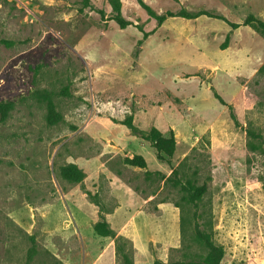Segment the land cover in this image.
Masks as SVG:
<instances>
[{
    "label": "rangeland",
    "instance_id": "rangeland-1",
    "mask_svg": "<svg viewBox=\"0 0 264 264\" xmlns=\"http://www.w3.org/2000/svg\"><path fill=\"white\" fill-rule=\"evenodd\" d=\"M82 1L0 0V264H264V0Z\"/></svg>",
    "mask_w": 264,
    "mask_h": 264
},
{
    "label": "trees",
    "instance_id": "trees-1",
    "mask_svg": "<svg viewBox=\"0 0 264 264\" xmlns=\"http://www.w3.org/2000/svg\"><path fill=\"white\" fill-rule=\"evenodd\" d=\"M109 5L112 9V17L111 19L116 22V24L120 28H125L126 26L130 25L131 22L124 19L121 15V0H107ZM83 5L88 6L89 0H83ZM145 9L156 18L157 23L161 24L167 17L174 16L173 13L167 12L162 15H156L148 6L144 5ZM101 12V11H100ZM203 13H187L185 11H182L179 13V15L186 17V18H193L201 15ZM232 27H238L239 23H230ZM243 25H249L257 32L264 35V21L257 19L253 15H248L245 20L243 21ZM144 35H147L146 33ZM229 40V37L226 36L225 43ZM223 46L222 48H224ZM215 97L218 98V100L221 103H224L223 100L215 93ZM10 109V105L8 103H0V120H3L6 118L8 111ZM61 119L60 113L56 110L55 104L49 99L47 100V114H46V121L49 124H54L58 122ZM132 117H128V121L126 124L132 128L131 123ZM251 135H253L252 132H250ZM147 140L150 141L152 147L154 148L156 152V156L159 159L164 158V156L171 155L172 152L175 149L176 141L173 136V134H170L168 137H165L162 132L156 128L152 127L148 134L145 136ZM252 148H259L264 155V144L262 145H254L251 144ZM124 162L128 165L144 168L146 166V161L143 158V156L139 154H135L132 157H126L124 159ZM61 176L69 181V182H80L83 179L84 173L81 169L77 167V165L73 163H68L64 165V167L61 170ZM181 188L185 190L189 196V199L191 202L195 203L197 199L201 197V195L204 192V186H195L191 182H187L186 184H182ZM94 229L97 234L102 236L110 235L111 231L107 227V223L104 220L98 221ZM199 237L204 242L205 246L207 247L208 251L203 260L201 261V264H219L222 257H223V248L220 245H215L213 242H211L206 236L199 233Z\"/></svg>",
    "mask_w": 264,
    "mask_h": 264
}]
</instances>
